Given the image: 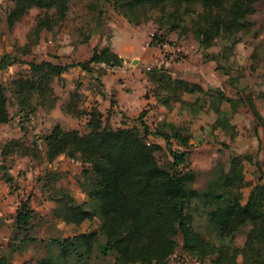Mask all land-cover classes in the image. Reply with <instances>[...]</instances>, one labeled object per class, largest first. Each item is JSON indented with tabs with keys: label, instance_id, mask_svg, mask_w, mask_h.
I'll use <instances>...</instances> for the list:
<instances>
[{
	"label": "trees",
	"instance_id": "obj_1",
	"mask_svg": "<svg viewBox=\"0 0 264 264\" xmlns=\"http://www.w3.org/2000/svg\"><path fill=\"white\" fill-rule=\"evenodd\" d=\"M9 1L11 6L0 12V41L3 25L11 30L30 9L39 10L28 41L21 47L22 55H0V71L17 64L29 69L30 75L19 78L10 89L11 97L18 101L17 108L27 116L34 110L25 111L30 107V98L35 93L43 97L47 92L43 84L52 77L53 68L47 61L37 62L36 55L29 59L31 35L37 47L45 31H51L69 14L72 16L75 0ZM259 3L264 5V0H88L85 10L90 15L79 21L85 26L94 24L91 34L100 32L109 12L136 26L152 22L155 27L150 44L159 49L172 34L178 38L191 36L207 50L204 58L216 63L215 70L222 72L218 74L225 77L230 94L221 89L205 91L201 84L173 76L164 67L148 69L151 93L156 104L165 109L173 101H182L184 95L216 93L228 109L216 115L212 127H221L233 136L236 125L232 117L241 109L251 113L255 131L258 127L264 129V118L254 102L264 100V83L242 85V76L230 73L242 38H257L251 32V17ZM259 49L264 58V48ZM94 63L122 67L123 59L108 45H96L88 59L71 63L70 68L78 67L91 74ZM252 86L261 89L255 95L247 94ZM8 88L0 80V126L10 120ZM76 89L70 93V105L66 107L70 112L71 104L80 98ZM144 112L131 125L113 127L99 110L91 108L86 114L85 131L65 130L56 124L43 136L45 161L53 163L62 156L80 164L77 184L85 199L78 202L67 188L56 187L62 176L59 170L48 171L41 179L42 191L58 205L56 214L60 208L65 223L88 221L94 225L73 235L39 239L31 234L35 213L27 201H22L13 218L16 233L13 241L4 245L6 252L0 255V264H15L14 254L22 255L37 244L43 246L45 255L25 264H88L93 256L108 258L112 264H168L178 248L181 256L200 263L264 264V185L250 184L244 203L232 190L248 185L243 173L247 156L231 154L226 163H214L204 185L195 187L196 173L187 167L191 135H183L180 127L165 119L151 127L144 120ZM157 139L164 140L168 147L164 149ZM11 142L16 145L18 141ZM173 143L183 151L171 149ZM165 150L171 159L160 163L155 154ZM8 152L4 148L1 155ZM0 170L1 179L11 184L13 178L3 164ZM204 231L215 238L206 239ZM238 235H244L242 246L236 244Z\"/></svg>",
	"mask_w": 264,
	"mask_h": 264
},
{
	"label": "rangeland",
	"instance_id": "obj_2",
	"mask_svg": "<svg viewBox=\"0 0 264 264\" xmlns=\"http://www.w3.org/2000/svg\"><path fill=\"white\" fill-rule=\"evenodd\" d=\"M87 1L75 0L72 16L69 14L68 18L57 24L51 31H45L37 47L33 44L34 38L31 35L27 54L29 59L30 56L36 55L37 62L47 61L53 65V68L52 77L49 78L48 83L43 84L47 92L43 97L35 93L30 98V107L25 111L32 108L34 110L27 112V116L24 115V111H19L17 108L18 101L11 97L10 89L14 88V82L19 81V78L30 75L29 69L25 64H17L0 71V80L4 86L9 87L7 97L10 115L9 122L0 126V164L4 165L5 171L13 178L11 184L4 182L1 179L0 170V255L6 252L4 245L13 241V235L16 233L13 218L15 210L22 201H27L35 213L34 229L31 234L39 239L48 236L64 237L92 229L94 223L90 224L88 221L77 225L65 223L60 208L59 215L56 214L55 210L58 205L50 198L49 193L42 191L41 188V179L47 175L48 171L59 170L62 176L56 183V187L67 188L78 202L85 199V195L77 184L81 170L80 164L62 158V156H59L53 163L45 161L42 138L56 124L65 130L85 131L86 114L91 107L100 108L104 121L109 122L113 127L125 126L134 121L140 112L145 111L144 120L151 127H156L165 119L180 127V133L183 135H191L192 145L188 149L187 167L196 173V182L193 184L195 187L204 185L208 178V170L214 163L220 161L226 163L231 154L247 156V160L243 163V173L248 185L232 189L241 203L246 201L252 185L257 183L264 185V129L258 127L255 131L253 118L247 109H241L240 114L232 117L236 128L233 136H230L221 127L216 129L212 127L216 115L228 109V104L222 101L216 93L213 95L209 93L184 95L182 101H173L169 109L157 105L154 100L151 93L152 84L145 73L148 69L159 67L168 69L173 76H180L189 82L201 84L205 91L209 88L221 89L227 95L230 94L225 77L218 74L222 72L215 70L216 63L204 58L203 52L207 50L200 48L191 36L178 38L170 35L167 43L180 49L179 53L171 54L164 53L150 44L155 27L153 23L135 26L132 31H128L126 27L121 29L123 36L118 40L120 42L118 46L132 47L130 53L137 57L134 63L131 62L132 56L128 57L124 64V71L125 73H136L137 76L132 78L138 83V99L146 100V105L140 106V110L130 114L131 116L115 110L116 102L110 100L111 97L105 100L100 92V87L112 84L110 82H116V86L120 85L117 82V73L119 74L121 70L116 71L114 69L117 67L94 63L92 64L93 70L100 79L94 78L92 82V77L88 72L78 67L70 68L71 63L88 59L96 45L99 47L108 45L111 48L110 38L116 34L115 25L118 23L114 20V15L104 21L98 33H90L93 23L89 25L90 27L81 24L79 19L90 15L85 10ZM10 6L9 0H0V12ZM38 13L37 8L30 9L11 30L5 25L2 26L4 34L0 41V55L23 52L21 47L28 41L27 35L31 32ZM251 22V32L256 33L257 38L254 40L251 35L242 38L236 46V63L230 72L235 73L234 75L239 73L242 76L241 84L250 87L256 82L264 83V58L259 49V47L264 48L263 4L257 5V11L251 17ZM130 32L137 35L134 41H130L128 36ZM70 44L72 46L74 44L75 47L72 48ZM113 73L117 80L112 78ZM126 77L125 75L120 79L121 84L125 85L126 89L135 88L133 79ZM73 89L80 93V98L75 101L74 105L71 104L72 111L70 112L66 107L70 105V93ZM259 89H261L260 86H252L247 94L255 95L257 91H260ZM254 102L258 112L264 118V100L256 99ZM109 105L113 108L110 109ZM11 141L18 142L12 145ZM156 141H159L164 149L168 147L164 140L157 139ZM4 148H8L9 152L3 157L1 151ZM170 148L183 151L175 143L170 145ZM155 155L160 163H166L171 159L167 150L157 152ZM196 230L199 231L197 227ZM202 233L206 239L215 238L214 235H206L207 231ZM243 241L244 235H238L236 244L242 246ZM180 252L178 248L168 264H212L209 260L204 263L197 262L190 256H181ZM43 255H45V249L41 244H37L31 246L22 255L14 254L12 260L15 264H25L29 261L35 262ZM106 259L93 256L88 264H112L108 258ZM238 260L241 263L240 257Z\"/></svg>",
	"mask_w": 264,
	"mask_h": 264
},
{
	"label": "crops",
	"instance_id": "obj_3",
	"mask_svg": "<svg viewBox=\"0 0 264 264\" xmlns=\"http://www.w3.org/2000/svg\"><path fill=\"white\" fill-rule=\"evenodd\" d=\"M111 15H114L115 16V18L114 17L113 18L116 21V23H118V25H115L116 34L114 35V37L112 35V38H110V41H111V48L110 49L115 54H117L120 58L123 59V65H122V67H117L116 69H114L116 71L117 70L118 71L121 70V72L119 74L117 73L118 80L115 77V73L112 74V78L114 80L116 79L117 82H119L120 85L119 86H116V82L115 83L110 82L112 84H110V85L106 84L105 86L100 87V92H101V94H102V96H103V98L105 100H109L108 97H111L110 100H113L114 102H116L115 103L116 105H114V108L116 107L115 110H119L120 112H124V113H126L129 116L132 113L133 114L134 113H137L138 110H140V106H145L146 105V100H144V99L139 100L138 99V95H139V93L137 92V90H138V86H137L138 83L136 82L135 79L132 78V77L135 78L137 76L136 73H125V71H124L125 70L124 64L126 63V60L128 59V57L129 56H132L131 57V62L135 61V59L137 57H135L134 55H131L130 51H131V48L132 47L126 46L124 48H121L120 46H118V42H119L118 40H120L121 39L120 37L123 36L122 30H121L123 27H126L128 31H132V29L136 25H132V24L128 23L122 16L116 14L115 12H109L107 14V18H110ZM107 18H105L104 21L105 20H108ZM104 21H103V23H104ZM109 22H110V20H109ZM148 23H151L152 24V22H148ZM153 26H154V24H153ZM134 32H136L135 29H134ZM172 35H174V34H172ZM128 36L130 38V41H134L137 38V35L136 34H133V32L132 33L131 32L128 33ZM70 46H72V44H70ZM73 47H75L74 44H73L72 48ZM121 52H123L124 54H122ZM101 65L105 66L104 64H101ZM146 73H145V75H146ZM89 75H90V77H92V79H91L92 82H93V79L94 78H99V77H97L96 71L93 70V65H92V72H91V74L89 73ZM125 75L127 76L126 77L127 79L128 78H130V79L132 78L133 79V81H134L133 84L135 85V88L134 87H132V88L130 87V89H129V87H128V89H126L125 88V85H122L121 84L120 79H122V77L125 76ZM103 80H105V79H103ZM129 85H130V82H129ZM109 106H110L109 107L110 109L113 108L112 105H109ZM117 106H118V108H117ZM91 108H96L97 110H99L103 114V112H102V110L100 108H97V107H91ZM91 108H89V110ZM85 121H87V119ZM129 124L130 125L133 124V121L130 122ZM157 143L159 145H161L159 143V141H157Z\"/></svg>",
	"mask_w": 264,
	"mask_h": 264
},
{
	"label": "built area",
	"instance_id": "obj_4",
	"mask_svg": "<svg viewBox=\"0 0 264 264\" xmlns=\"http://www.w3.org/2000/svg\"><path fill=\"white\" fill-rule=\"evenodd\" d=\"M162 52L164 53H171V54H176L180 52V49L177 47H174L173 45H170L169 43L165 42L162 44L161 49ZM23 200V199H22Z\"/></svg>",
	"mask_w": 264,
	"mask_h": 264
},
{
	"label": "water",
	"instance_id": "obj_5",
	"mask_svg": "<svg viewBox=\"0 0 264 264\" xmlns=\"http://www.w3.org/2000/svg\"><path fill=\"white\" fill-rule=\"evenodd\" d=\"M133 63H134V61H133Z\"/></svg>",
	"mask_w": 264,
	"mask_h": 264
}]
</instances>
